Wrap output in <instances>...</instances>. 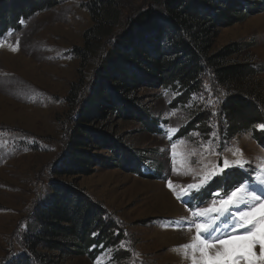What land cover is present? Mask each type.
Listing matches in <instances>:
<instances>
[{"label": "rangeland", "instance_id": "rangeland-1", "mask_svg": "<svg viewBox=\"0 0 264 264\" xmlns=\"http://www.w3.org/2000/svg\"><path fill=\"white\" fill-rule=\"evenodd\" d=\"M31 1L0 0V33L5 26L15 24L17 10L27 19L22 20L21 30L9 29L0 38V264H21L25 258L28 264H41L38 258L42 255L49 258L52 251L45 244L34 249L35 256L27 238L41 228L40 209L51 201L54 184L72 187L87 198L90 207L100 209L108 220L113 219L115 228L122 229L124 238L114 245V264H192L190 258L181 254L179 246L192 240L193 228L189 230L184 225L179 230L181 227L169 222L188 219L196 210L197 200L201 208L209 205L206 206L204 195L185 204L183 198L177 199L173 189L180 191L196 182L190 168L221 166L225 159L239 158L240 153L253 165L264 164V148L252 133L249 121L243 123L242 117L225 115V128H230L232 133L229 137L221 130L225 120L222 113H219V125L212 123L213 106L217 105H210L209 101L217 100L223 88L213 82L210 71L201 74L198 94L188 92L185 99L169 87L162 94L160 85L140 83L138 107L154 117L167 119L172 126L187 124L188 135H184L183 142L168 147L149 125L146 127L141 115L138 119L101 117L90 121L87 127L120 137L129 154L137 152V156L151 160L164 170L165 178L134 175L124 163L121 167L112 165L109 151L98 148L91 151L104 158V164L86 168L85 174L58 176L55 170L64 166L78 135L72 120L77 111L85 109L96 86L102 83L100 74L109 67L103 66L109 61L112 39L103 36L91 40L93 48L85 49L84 34L94 24L92 0H57L52 7L29 16L21 7ZM106 1L121 10L118 31L133 24L132 20L147 12L154 2ZM240 5L248 6L246 16L221 26L211 50L232 42L242 43L244 49L239 60L244 61L245 57L253 62L257 76L264 83L263 3L242 0ZM153 8L154 12L160 11ZM153 11L151 16L155 20L161 18ZM132 28L136 32L140 30L136 26ZM11 46H17V50L12 51ZM138 107L136 110L140 111ZM203 108L208 111L201 121L205 122L204 126L195 123L200 116L196 112ZM219 129L222 133L219 139L210 134ZM218 141L225 145L222 150L217 147ZM237 149L239 152L234 156ZM169 151L173 152L174 160L169 159ZM169 181L173 188H169ZM253 251L259 256V245ZM65 255L67 258L58 264H96L82 251Z\"/></svg>", "mask_w": 264, "mask_h": 264}, {"label": "trees", "instance_id": "trees-1", "mask_svg": "<svg viewBox=\"0 0 264 264\" xmlns=\"http://www.w3.org/2000/svg\"><path fill=\"white\" fill-rule=\"evenodd\" d=\"M241 1L154 0L147 12L135 17L133 24L124 27V30L118 31L116 28L122 17L120 8L109 5L106 0H92L91 18L94 24L84 34L85 49L93 48L91 40H100L103 36L112 39L109 61L103 66L109 67L100 74L102 83L96 86V92L86 103L85 109L75 113L72 121L78 135L74 137L73 150L69 152L64 166L55 170V173L58 176L79 172L85 174L86 168L104 164V158L91 151L96 148L109 151L112 165L121 167L124 163L133 172H137L133 167L137 152L129 154L128 146L120 137L98 128L90 129L87 124L101 117L122 119L132 116L138 119L141 115L146 127L149 125L153 130V115L145 108L138 107L137 93L142 88L140 83L169 87L180 92V98L185 99L189 96L188 92L190 95L198 94L204 70L210 71L213 82L223 88L224 92L219 94V102L212 104L217 106H213L211 121L219 125V113H222L225 120L222 121L224 128L221 130L229 137L232 133L230 128H225V115L242 117L245 120L243 123L249 121L250 129L262 146L264 130L254 129V126L264 124V83L257 76L258 69L245 57L244 61L239 60L244 49L240 42L226 44L216 51L211 50L221 26L229 25L234 18L246 16L249 8L241 6ZM56 2L33 0L21 9H24V14L31 16L52 7ZM261 2L264 7V0ZM153 7L160 8L159 13L154 12ZM152 11L156 15L160 14L161 18L155 20L151 16ZM20 13V10L15 12V24L5 26L3 31L7 27L17 26L20 17H25ZM134 26L140 29L139 32L133 30ZM218 106H221L220 109ZM196 114L200 116L195 119V123H200L205 120L208 111L203 108ZM201 123L204 126L205 122ZM188 128L186 124L182 129L186 136ZM220 183L222 181L212 182L214 186ZM52 190L54 195L51 201L40 209L38 220L41 228L34 230V235L27 238V242L33 245L29 248L31 252L40 244H45L52 251L49 258L44 255L38 258L41 264H58L67 258L65 254L74 251H82L91 258L96 247L87 252L89 246L97 243L115 245L124 238L123 234L121 237L122 229L114 227L113 219L108 220L100 209L90 207L87 198L77 194L72 187L54 184ZM22 260L21 264H28L27 258Z\"/></svg>", "mask_w": 264, "mask_h": 264}, {"label": "snow or ice", "instance_id": "snow-or-ice-1", "mask_svg": "<svg viewBox=\"0 0 264 264\" xmlns=\"http://www.w3.org/2000/svg\"><path fill=\"white\" fill-rule=\"evenodd\" d=\"M11 50L16 51L17 46H11ZM218 102L210 100L209 104ZM177 130H168L170 141L172 133ZM238 152L239 149L233 155ZM249 163L240 153L239 158L233 161L225 159L223 167L205 165L199 170L190 168L196 182L180 191L173 189L177 199L183 198L184 203L189 204L204 195L210 183L223 182V188L213 193L208 207H199L197 200L196 210L190 218L169 222L172 225H187L189 230L195 228L192 240L179 246L181 254L190 258L192 264H264V165L258 166L250 180H245L230 192L224 191L232 176V172L226 170L240 168L248 171L250 169L246 165ZM168 186L173 188L171 181ZM256 245L260 248L259 256L253 251Z\"/></svg>", "mask_w": 264, "mask_h": 264}]
</instances>
